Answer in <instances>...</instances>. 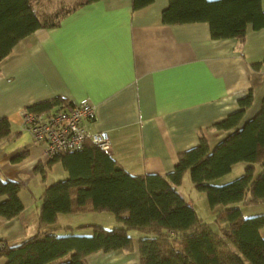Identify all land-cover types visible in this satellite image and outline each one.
I'll use <instances>...</instances> for the list:
<instances>
[{
	"label": "crops",
	"instance_id": "1",
	"mask_svg": "<svg viewBox=\"0 0 264 264\" xmlns=\"http://www.w3.org/2000/svg\"><path fill=\"white\" fill-rule=\"evenodd\" d=\"M166 5L167 0H153L134 10L130 0H96L64 16L56 27L36 29L0 64V117L10 120L15 134L22 129L20 113L26 107L54 98H87L95 119L85 121V128L106 131L108 152L131 174L170 172L178 153L195 146L201 133L213 148L233 130H219L215 123L238 109L240 97L252 93L238 127L260 109L264 28L249 25L241 40L213 39L207 22L164 23L161 13ZM261 6L264 9V0ZM13 135L0 140V160L32 151L22 143L7 145ZM55 166L65 178L59 162L49 169ZM47 169L41 175L43 189L50 184ZM41 192L34 206L19 195L24 208L11 219L0 218V240L13 244L48 228L38 224ZM216 208H211L209 219ZM89 213L104 212L60 214L54 227L66 233V227L93 224L83 220ZM107 214L108 224L101 225L118 224L112 213ZM260 233L264 236V228ZM130 234L132 250L96 252L86 257L87 264H139L140 234Z\"/></svg>",
	"mask_w": 264,
	"mask_h": 264
},
{
	"label": "trees",
	"instance_id": "2",
	"mask_svg": "<svg viewBox=\"0 0 264 264\" xmlns=\"http://www.w3.org/2000/svg\"><path fill=\"white\" fill-rule=\"evenodd\" d=\"M41 1L0 0V64L36 29L56 27L64 16L96 0L61 5L53 18L47 12H36L35 4ZM152 1L130 3L135 10ZM161 18L167 24L207 22L213 39L241 40L249 25L264 28L261 0H167ZM251 102L249 91L238 99L237 110L214 125L232 132L213 148L201 133L198 143L178 153L173 169L164 175L131 174L108 150L89 141L80 149L60 152L38 163L35 170L43 177L45 168L56 162L67 176L46 185L41 192L38 224L48 228H40L17 243L0 240L2 264H87L86 257L96 252L132 250V230L140 233L139 264H264V236L260 233L264 213L244 216L239 206L264 202V98L259 111L238 127ZM71 103L54 98L25 109L51 111L56 105ZM13 134L10 120L0 117V140ZM237 162L246 163L240 176L214 183ZM185 175L195 190L205 194L210 208L220 206L213 225L201 218L178 191ZM21 189L19 181L0 175L1 219L22 212ZM81 212H110L118 224H83L66 227V233L56 231L58 215ZM83 229L91 231H74Z\"/></svg>",
	"mask_w": 264,
	"mask_h": 264
},
{
	"label": "rangeland",
	"instance_id": "3",
	"mask_svg": "<svg viewBox=\"0 0 264 264\" xmlns=\"http://www.w3.org/2000/svg\"><path fill=\"white\" fill-rule=\"evenodd\" d=\"M74 0H43L39 3L35 4V10L37 13H49V18L55 17L59 10L61 9V5L70 4ZM44 17V16H43ZM7 145H14L16 143H22L23 146H31L32 151L26 155L25 157L18 156L17 158H11V155H8L5 160H0V170L1 175L4 179H16L20 181L22 184V189L20 191V196L23 202L27 205H33V203L38 200V196L43 189L44 184L41 182V174L39 171L34 169L35 164H37L38 160L41 161L46 160L45 154V145L39 144L31 138V135L28 130L21 129L20 132H16L13 137L6 142ZM39 154H41V158H38ZM59 166H55V168H48L47 172V181L46 184L51 183L52 181L62 179V175L56 172V169ZM244 162H237L233 165L230 172L221 176L220 178L214 180L215 184H221L228 181L233 180L234 178L240 176L243 173ZM60 169V168H58ZM180 193L187 200L193 202L197 208V212L200 216L204 217L205 221L212 224V220L209 219L211 212L213 209L210 208L207 202V198L203 192L197 191L193 188L189 178L187 175L184 176L182 184L179 186ZM241 207L242 213L244 216H253L264 213V202L256 203L253 205H244L239 204ZM218 206L216 209H219ZM215 209V208H214ZM109 213V212H107ZM107 213H89L85 214L87 222L93 224H103L106 221L105 215H110ZM215 215V214H214ZM65 217V216H64ZM67 217H75V216H67ZM213 219V218H212ZM108 224V223H104ZM108 227L109 225H103ZM112 227V226H109ZM91 231V230H90ZM136 233L140 234L136 230H132V234L135 237ZM80 234V233H78Z\"/></svg>",
	"mask_w": 264,
	"mask_h": 264
},
{
	"label": "built area",
	"instance_id": "4",
	"mask_svg": "<svg viewBox=\"0 0 264 264\" xmlns=\"http://www.w3.org/2000/svg\"><path fill=\"white\" fill-rule=\"evenodd\" d=\"M22 129L29 131L33 141L45 145L46 158L64 151L83 147L86 141L103 150H109L110 140L106 131L89 132L85 121L95 119L94 106L82 98L54 111L20 113Z\"/></svg>",
	"mask_w": 264,
	"mask_h": 264
}]
</instances>
